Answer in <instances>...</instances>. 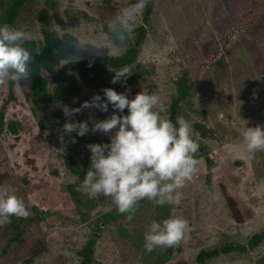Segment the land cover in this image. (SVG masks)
Instances as JSON below:
<instances>
[{"label": "rangeland", "instance_id": "rangeland-1", "mask_svg": "<svg viewBox=\"0 0 264 264\" xmlns=\"http://www.w3.org/2000/svg\"><path fill=\"white\" fill-rule=\"evenodd\" d=\"M137 2L31 0L21 9L15 28L29 32L31 40L40 43L44 32L49 31H57L60 37H76L83 55L82 58L71 56L73 60L95 55L118 56L136 40V29L144 23L145 8L135 18L132 34L124 42L117 39L109 24ZM43 10L48 16L47 23L40 20ZM152 11L137 64L129 68L131 74L122 78L114 90L128 95L129 99L141 92L158 95L164 108L161 114L167 119H170L173 102L180 100L176 118L185 117L193 138L197 143L201 141L204 148L199 147L197 151L203 154L197 159V172L180 190L183 192L181 204L156 206L144 200L132 221L128 222L126 215L105 221L104 215L117 210L111 200L94 197L83 190V178L72 173L64 162V155L75 156L76 153L68 151L69 134L62 131L69 118L60 122L58 117L63 104L53 101L42 115L32 101L31 80L12 89V100H8L7 83L0 85V124L5 125L0 138V173L19 177L18 185L29 182L40 186L23 201L28 207L63 211L73 219L81 215L90 219L79 225L44 219L39 229L32 228L36 236L31 262L17 260L15 264H81L78 253L92 239L93 264H260L264 261V240L254 249L222 253L203 263L198 260L201 252L225 245L248 247L254 235L264 233V151L250 155L241 135V130L247 126H264V75L257 71V60H262L264 50V15L248 30L255 40L237 38L214 66L200 74L196 84L190 80L182 98V79L191 66L208 55L216 43L222 45L230 34L233 26L230 6L227 0H155ZM42 48L43 44L38 50ZM67 62L61 60L57 68ZM43 75L53 94L54 73L44 70ZM137 75L138 81L131 83L130 79ZM89 91L82 86L81 93L67 104L79 108V104L90 101ZM101 96L104 98V94ZM113 113L112 108L108 113L83 109L71 117L70 122L87 121L90 129L87 144H98L107 135L92 132V121L105 120ZM116 114H120L118 110ZM11 121H18L31 130L15 135L7 129ZM196 124L213 131L211 138H202L199 134L204 130L196 131ZM38 135L44 140L31 156L35 159L31 164L25 152ZM0 186L21 199L16 186L6 183ZM224 188L236 200L241 222L233 217ZM169 217H180L188 222L190 231L185 239L172 247L171 252L168 248L147 252L144 235L151 223H160ZM97 224L102 226L100 232H95ZM3 248L4 241L0 240V253ZM164 255L167 258L159 263Z\"/></svg>", "mask_w": 264, "mask_h": 264}, {"label": "clouds", "instance_id": "clouds-1", "mask_svg": "<svg viewBox=\"0 0 264 264\" xmlns=\"http://www.w3.org/2000/svg\"><path fill=\"white\" fill-rule=\"evenodd\" d=\"M148 3L149 0H138L109 24L117 39L124 42L131 36L135 18ZM30 39L27 31L7 24L0 26V85L11 82L20 86L30 80L33 56L23 46ZM74 48L81 49L79 45ZM108 70L115 73L112 84L131 74L128 67H108ZM103 93L104 98L94 95L79 108L63 106L69 122L63 125L62 131L80 137L90 132L89 124L70 122L71 117L83 109L108 113L111 105L114 110L107 119L92 121L91 131L109 136L110 143L88 145L91 163L81 188L94 197L110 199L120 214H126L128 222L144 200L156 206H179L183 200L180 190L193 179L199 164L195 158L199 144L193 138L190 123L182 115L177 116L175 123L165 118L156 94L141 92L129 99L112 88L103 89ZM126 109L127 114L121 115ZM117 110L120 114H116ZM241 135L250 155L264 151V126H247ZM28 216L23 200L0 186V227L11 224L12 217L26 219ZM189 231L188 222L180 217H169L160 223L153 221L144 235V248L151 253L156 248L178 246Z\"/></svg>", "mask_w": 264, "mask_h": 264}, {"label": "trees", "instance_id": "trees-1", "mask_svg": "<svg viewBox=\"0 0 264 264\" xmlns=\"http://www.w3.org/2000/svg\"><path fill=\"white\" fill-rule=\"evenodd\" d=\"M30 1L31 0H0V26L7 24L15 28L16 20L21 9L24 8ZM154 1L155 0H149V3L144 10V23L136 29V40L129 43L125 52L118 56L95 55L81 60H73L71 56L82 58L83 55L81 47L79 50L74 48L75 45H78L77 38L72 35L60 37L57 31L44 32L43 42L41 43L31 39L26 41L23 46L28 49L33 56V63L30 69V80L32 82V101L37 111L44 115L48 106L55 100L61 102L63 106L73 108V106L68 105L67 103L81 93L82 86L90 89L89 100H91L94 95L101 96L104 94L103 89L105 88H112L114 90L118 83H111L115 73L110 72L108 67H115L117 69L123 67L131 68L133 65L137 64L136 62L140 54L141 46L146 38L147 24L149 22L150 15L153 12L152 6ZM227 4L230 6V16L233 22L231 32L222 45H218L216 43L215 45L217 47L215 46V48H213L208 55L199 58L191 66L188 73L182 79V90L180 91V97L182 98L185 96V90L187 89V84L190 80L192 79L193 83L196 84L200 74L203 73L207 67L214 66L215 63L224 56L231 44L237 41V38L241 40H255L249 34L248 30L250 26L252 27L264 15V0H227ZM202 8L203 5L199 7L200 13L202 12ZM55 17L58 19L57 14ZM40 20L43 23H47L48 16L46 11L43 10L40 13ZM235 34H237L236 37ZM42 44L43 48L39 51L38 47ZM61 60L68 62L58 69L57 67ZM44 70L49 73H54L53 81L55 83V87L53 89V94L49 91V83L43 75ZM257 71L259 74L264 75V50L262 60H257ZM139 78L140 77L138 75L134 76L130 79V82H137ZM15 86L16 85L11 82L6 84L5 88L10 90V92H8V100L13 99L14 96L11 91ZM179 102L180 100H175L172 104L170 120L173 123L176 121V114L179 110ZM81 105L82 104H79L78 107H81ZM109 108H112L111 105H109ZM126 114L127 109L123 115ZM2 117L3 115L1 118ZM58 117L60 118V122L66 118L63 111L58 114ZM40 122L42 124L41 126L46 128L43 124L44 122ZM24 126V124L19 123L18 121H11L7 124V129L15 135L25 130H31L30 128H25ZM4 127L5 125L1 123L0 138ZM195 127L196 131L204 130L199 134L202 138H211L213 131H207L205 129L206 127L199 124H196ZM73 139H75V143L72 142ZM43 140L44 138L42 135H38L32 140L30 144L31 147H29V149L25 152V156L28 158V163H35V159L31 156L36 153L37 146L41 144ZM67 142L68 151H73L76 155H64V162L72 173L84 178L91 163V152L88 148V145L90 144H87V136L85 135L84 137H80L76 133H71L68 135ZM107 143H110L109 136L104 138L98 144ZM198 144L201 149H204L201 145V141H199ZM82 145L86 146L83 148ZM202 155V153L197 152L195 158L199 159ZM53 173L58 174L56 171H53ZM16 180H19V177L11 176L8 173H0V185L6 183L16 186L19 189L20 197L23 201L27 198L28 194L39 190V185H30L29 182L25 185H18ZM75 192L76 191H74L73 194H75ZM223 192L233 217L241 222L242 217L236 200L227 193L225 188L223 189ZM24 204L29 211V216L26 219L12 217L11 224L0 227V240L4 241V248L0 253V264H8V262L15 264L17 260H24L27 263L31 262V248L36 236V233L34 234L32 228L36 227L39 229L41 224H43L44 219L54 220L57 224L72 222L79 225L90 222V219L85 215H81L79 218L73 219L70 215H67L63 211L45 210L40 209L37 206L28 207L26 203ZM125 215L120 214L118 210H114L111 213L104 215L103 219L107 221L108 219H116L119 216L121 217ZM101 230V224H97L95 226V232H100ZM263 240L264 233L256 234L249 241L248 247L242 245H225L220 249L201 252L198 256V260L203 263L206 259L216 258L222 253L229 254L234 251H247L249 249H254L258 247ZM168 249L169 252H171L172 247ZM11 254H14V257L10 258ZM93 254L94 239L90 240L83 247V250L78 253L79 257L82 258L81 264H93ZM166 258L167 257L164 255L158 260V262L161 263ZM260 264H264V261Z\"/></svg>", "mask_w": 264, "mask_h": 264}]
</instances>
